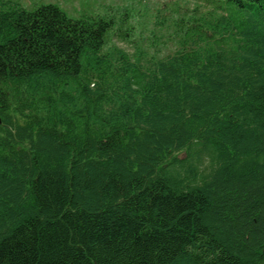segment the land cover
I'll return each mask as SVG.
<instances>
[{
  "label": "trees",
  "instance_id": "trees-1",
  "mask_svg": "<svg viewBox=\"0 0 264 264\" xmlns=\"http://www.w3.org/2000/svg\"><path fill=\"white\" fill-rule=\"evenodd\" d=\"M202 1L0 0V264H264V0Z\"/></svg>",
  "mask_w": 264,
  "mask_h": 264
},
{
  "label": "rangeland",
  "instance_id": "rangeland-1",
  "mask_svg": "<svg viewBox=\"0 0 264 264\" xmlns=\"http://www.w3.org/2000/svg\"><path fill=\"white\" fill-rule=\"evenodd\" d=\"M18 3L27 10H34L43 4L59 6L68 17L78 19L82 16H117L112 30L107 35V44L131 50L132 44L127 43L118 34L129 37L130 40L139 41L152 30L151 18L157 5L173 4L176 0H8ZM182 7H192L203 3L202 0H179ZM171 48V46H170Z\"/></svg>",
  "mask_w": 264,
  "mask_h": 264
}]
</instances>
